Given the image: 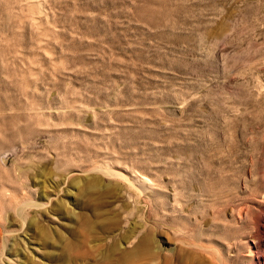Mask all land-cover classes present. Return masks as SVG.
Here are the masks:
<instances>
[{
	"label": "rangeland",
	"instance_id": "rangeland-1",
	"mask_svg": "<svg viewBox=\"0 0 264 264\" xmlns=\"http://www.w3.org/2000/svg\"><path fill=\"white\" fill-rule=\"evenodd\" d=\"M36 1L0 0V165L47 202L0 207L6 264H264V0Z\"/></svg>",
	"mask_w": 264,
	"mask_h": 264
},
{
	"label": "bare ground",
	"instance_id": "bare-ground-1",
	"mask_svg": "<svg viewBox=\"0 0 264 264\" xmlns=\"http://www.w3.org/2000/svg\"><path fill=\"white\" fill-rule=\"evenodd\" d=\"M29 1L33 2V3H37V5L36 4L31 5V8H33V10L31 11V13H32L31 17L33 18L35 23L40 24L43 21V18L45 15L42 12L43 10H41V8H40V5H39L40 2L39 3L37 1L35 2V0H33V1L29 0ZM29 4L30 3H28V5ZM29 8H30V6H29ZM27 100H29V99H27ZM32 100H30L29 101L30 103H28L24 108L26 111V114H24V115H26L25 116L26 122L27 123L29 122L28 124H30V125L26 124V127L30 126V128L27 132L37 130L38 129V128L36 129L37 125L39 127L43 126L44 128L47 129L48 132H50L49 131V127H50L49 125L50 124L48 123V120L50 119L49 117H50L52 112L62 113V108H63L62 105H57V106L47 105L46 106V105H43L42 103H40L39 101L31 102ZM25 111H23V112H25ZM18 117H20V116H18ZM18 117L15 121L20 120V119L18 120ZM20 118H22V121L24 120V122H25V119L23 117H20ZM32 120H34V121H32ZM33 124H36V126ZM50 129H53V128L50 127ZM17 132H18L17 135L20 136L18 138L17 145L19 146L21 153L24 154L25 156H27L28 158H30V156H31V154H30L31 153L30 141L27 138L21 137L22 133L20 131L17 130ZM22 132H23V130H22ZM2 147L3 146L0 144V149ZM7 148L10 150H13V148H15V145L13 144V142H9L6 146V149ZM55 155H58V152ZM0 163H1V161H0ZM113 163L114 162H112V164ZM112 164L105 162V161L104 162L101 161L98 164H94V165L92 164L93 166H91L87 170L99 171L100 173H102L104 175L106 174V176H112V177L120 179L123 182V184L126 186V188L132 187V189H135L137 191V193H136L137 196L141 193H146L147 195L150 194L149 196H151V194L156 192V188L153 186L152 181L150 180V178L146 174L138 173L135 170H133L132 168L128 167L127 165H123V164L121 165V164H115V163L113 165ZM13 170H15V169H13ZM3 171H6V173H7L6 174V177L8 178L7 181L11 182L10 183L11 187H9L8 193L4 194L2 192L0 194V207L2 209L5 206H7V208H12L14 210L15 214L18 215V217L22 219V223H24L26 221V214H27L26 209L33 208V207L34 208H39V207L41 208L42 206L47 205L46 204L47 202H41V201H38V200H35L32 198L27 199V197L25 198V196H27V195H24L23 193L22 194L24 195V197L22 196V197L17 198L16 191L20 190V189H24L23 187L25 185L24 181H23V178H26V172L24 171V168H23V170L22 169H16L15 171L10 172L8 170H5L0 165V176H1V178H2ZM71 171L72 170L70 169V170H68L67 173H71ZM0 183H2V182H0ZM27 188H29L28 189L29 192H33V190H34L30 186ZM174 197H175V195H174ZM166 202H167V200L164 203H166ZM3 218H4V220H0V264H6V262L10 263L13 261L10 257L3 255L4 251L7 250L6 247H7L8 236L12 233V230L8 227L7 223H5V222H7L6 221L7 215L5 214V216ZM4 256H6V257L4 258Z\"/></svg>",
	"mask_w": 264,
	"mask_h": 264
}]
</instances>
